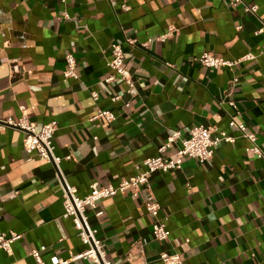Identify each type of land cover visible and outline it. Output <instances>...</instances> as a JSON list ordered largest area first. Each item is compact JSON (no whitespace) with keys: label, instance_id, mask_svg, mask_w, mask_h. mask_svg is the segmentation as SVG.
I'll return each instance as SVG.
<instances>
[{"label":"crops","instance_id":"0c3cea01","mask_svg":"<svg viewBox=\"0 0 264 264\" xmlns=\"http://www.w3.org/2000/svg\"><path fill=\"white\" fill-rule=\"evenodd\" d=\"M242 1L0 0V119L26 115L38 130L56 121L59 168L80 198L95 182L108 187L136 175L174 133L179 138L168 157L200 125L235 139L220 143L206 163L188 158L180 170L149 177L171 232L165 243L153 237L146 187L87 210L112 264H163V251L180 254L184 264H264V33L256 34L264 0ZM245 5L257 6V13H245ZM170 29L177 31L168 35ZM113 45L124 51L131 88L105 82L115 75L108 66ZM204 52L231 61L256 58L213 69L200 63ZM69 53L77 80L64 76ZM115 95L121 98L113 102ZM99 109L116 120L93 119ZM233 117L256 135L262 159L229 126ZM24 136L16 128L0 130V232L23 235L10 254L0 249V264H37L31 252L43 247L44 264L69 260L89 247L64 217L55 165L29 160ZM137 244L145 259L129 262Z\"/></svg>","mask_w":264,"mask_h":264},{"label":"built area","instance_id":"2783aa9c","mask_svg":"<svg viewBox=\"0 0 264 264\" xmlns=\"http://www.w3.org/2000/svg\"><path fill=\"white\" fill-rule=\"evenodd\" d=\"M227 1L230 5L243 3L242 0ZM123 8L124 10L129 9L126 5H124ZM257 10V6H244L245 13H252L255 15ZM170 30L171 31L168 35L177 31L175 29ZM262 33H264V22L261 28L256 31L257 35ZM161 38L163 39L165 37ZM144 46L146 47L147 44H144ZM259 54L264 55V47ZM65 58V78L77 80V62L74 55L69 53ZM255 58L256 55L248 54L241 59L231 61L217 57L211 52H204L199 60L204 67L218 69L220 67H234L243 61H251ZM124 61L125 56L122 47L119 45H113L111 59L108 66L112 71H114L115 75L108 77L105 80L106 83L119 81L126 83L130 88L134 86L133 76L126 69ZM233 82L237 83L238 80L235 79ZM91 96L95 101L99 99V94L96 91H93ZM120 98L121 96L115 95L112 98V101H118ZM229 105L234 110L236 109V103L230 102ZM236 115L239 116L238 113ZM98 118H105L108 123H112L116 120L112 111L103 109H99L97 111V115L93 119ZM229 126L239 130L242 136L249 142V146L247 148L249 152H252L260 159L263 158L262 150L257 144V137L255 134L248 133L246 124L239 123L236 118L233 117L229 122ZM9 127L16 128L24 132L25 136L23 139V147L29 160L37 158L41 161H46L55 165L56 178L61 184L63 192V205L65 208L64 217L72 219L80 239L89 247L82 254L73 256L69 260L54 257L51 260L52 264H69L71 261L78 259H90L93 264H112V262L107 258L103 242L97 237L98 230L93 228L89 223L87 210H96L98 207V201L113 198L118 194L126 193L130 190H133L134 196H137L142 187H146L150 193L145 202V208L147 213L153 218V237L155 241L159 243L167 242L170 238L171 232L165 221L160 216L161 205L151 192L149 177L156 172L167 173L171 170H180L182 169L185 160L188 158L196 159L201 163H206L213 158L215 148L220 143L235 142V139L228 136L226 133H220L215 136L213 134V128L200 125L190 131L188 139L181 141V145L177 148L175 155L168 157L166 156V153L172 149L173 145L179 138V133H174L158 147L156 156L145 159L142 166L137 167L138 173L136 175L121 181L117 185H111L108 187H101L99 183L95 182L90 185V192L85 197L80 198L78 196L77 188L67 183L59 168L62 158L55 155L54 147V136L58 128V123L56 121L45 124L38 130L35 123L31 122L26 115H23L18 121H13L10 118L0 119V130H4ZM70 158L71 157H67V159ZM102 214V212H97L96 215L100 217ZM22 237V234L14 231L0 232V249L10 254L13 244L22 239ZM43 250H45V247L31 252L32 257L35 259L37 264H44L41 256ZM133 250H135V254L132 251L127 257L129 262H135L139 258L143 260L145 259L143 256H141L142 258L139 257V255L144 253L142 244L135 245ZM160 260L163 264H184L180 254L167 251H163L160 254Z\"/></svg>","mask_w":264,"mask_h":264}]
</instances>
